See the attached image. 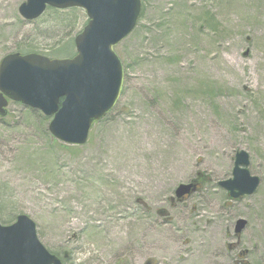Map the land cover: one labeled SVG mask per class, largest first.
Wrapping results in <instances>:
<instances>
[{
	"label": "rangeland",
	"instance_id": "1",
	"mask_svg": "<svg viewBox=\"0 0 264 264\" xmlns=\"http://www.w3.org/2000/svg\"><path fill=\"white\" fill-rule=\"evenodd\" d=\"M24 2L0 0V61L75 55L84 12L26 21ZM71 41L72 56L52 50ZM114 51L121 95L83 146L59 142L51 118L9 102L0 224L28 216L67 264H234L239 254L264 264V0H141L137 26ZM240 151L259 185L231 200L218 183L232 178ZM202 178L197 192L174 199L179 185ZM237 220L247 223L239 236Z\"/></svg>",
	"mask_w": 264,
	"mask_h": 264
},
{
	"label": "water",
	"instance_id": "2",
	"mask_svg": "<svg viewBox=\"0 0 264 264\" xmlns=\"http://www.w3.org/2000/svg\"><path fill=\"white\" fill-rule=\"evenodd\" d=\"M47 8L84 11L87 23L74 38L72 58L50 59L40 54H10L0 61V116L8 102L38 110L51 118L48 132L69 146H83L93 125L116 106L122 91L123 66L114 48L137 26L140 0H26L18 8L26 21L41 17ZM249 156L235 154L232 178L218 183L230 199L252 195L259 179L247 167ZM198 181L179 185L175 198L182 201L198 190ZM246 221L237 220L239 236ZM0 264H61L37 238L36 225L19 215L8 226L0 224Z\"/></svg>",
	"mask_w": 264,
	"mask_h": 264
},
{
	"label": "trees",
	"instance_id": "3",
	"mask_svg": "<svg viewBox=\"0 0 264 264\" xmlns=\"http://www.w3.org/2000/svg\"><path fill=\"white\" fill-rule=\"evenodd\" d=\"M79 11H80L79 9H69V10H65L63 12H60L59 10H55V9H52V8H48L46 12L51 13V14H54V15H61V13H63L62 15H64V16H69L70 14H74V15H76L78 17L79 16L78 15L79 14ZM76 16H74V18H76ZM56 19H59V18H56ZM65 21L66 20H64V22ZM70 43H72V41L69 42V43L66 42L65 44H63V46H60L59 47L58 42H57L54 45V47L52 48V50L54 51L55 54H68V56H70L71 55V54H69L70 52L68 53V48H70V46H71ZM33 52L34 51H29L28 53H33ZM17 53H19V54H28L26 52H17ZM57 56H59V55H57ZM31 111L38 113L36 110L35 111L34 110H31ZM44 119L46 120L47 118L44 117ZM197 181H198L199 185L202 186L203 183L206 182V178H202L201 180H197Z\"/></svg>",
	"mask_w": 264,
	"mask_h": 264
},
{
	"label": "flooded vegetation",
	"instance_id": "4",
	"mask_svg": "<svg viewBox=\"0 0 264 264\" xmlns=\"http://www.w3.org/2000/svg\"><path fill=\"white\" fill-rule=\"evenodd\" d=\"M186 200V198H184L182 201H185ZM172 201V200H171ZM182 201H180V202H182ZM47 250V249H46ZM48 251V250H47ZM49 252V251H48ZM51 255H53L54 257H56L59 261H60V263L61 264H67L66 263V261H67V257H68V254H66V253H63L62 254V257H59V254H54V253H51V252H49ZM241 254H239L238 255V257H237V260H235V262H234V264H244V262H242V260H241ZM116 264H119V262H117ZM146 264V263H145ZM147 264H151L150 262H147Z\"/></svg>",
	"mask_w": 264,
	"mask_h": 264
}]
</instances>
